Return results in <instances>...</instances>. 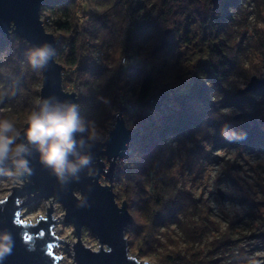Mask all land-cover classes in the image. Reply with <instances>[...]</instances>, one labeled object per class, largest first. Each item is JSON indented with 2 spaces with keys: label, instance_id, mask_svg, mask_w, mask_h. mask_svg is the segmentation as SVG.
<instances>
[{
  "label": "trees",
  "instance_id": "trees-1",
  "mask_svg": "<svg viewBox=\"0 0 264 264\" xmlns=\"http://www.w3.org/2000/svg\"><path fill=\"white\" fill-rule=\"evenodd\" d=\"M202 1L205 9L196 0H46L40 7V15L45 10L54 15L47 31L56 35L54 58L63 67L62 87L66 90L70 84L77 93L76 106L85 124L106 123L112 111L122 106L119 90L128 92L129 100L136 104L134 116L140 120L147 116L143 114L151 107L150 100L169 106L167 115L152 118L145 134L133 141L127 156L126 189L115 195L117 201L127 204L132 220L125 230L127 244L140 257L159 244L155 237L159 228L175 224L190 241L195 231L191 229L199 225L190 227L179 220L188 206L197 211L196 200L177 188L167 172L174 157L167 144L169 136L179 144L202 140L218 148L256 146L264 151L259 103L252 96L237 93L235 78L246 74L238 66L235 49L226 42L230 35L227 22L232 20L228 10H237L238 0H218L215 6L210 0ZM254 1L259 6L263 0ZM81 7L83 15L78 16ZM193 16L202 29L209 22L223 39L219 47L208 48L205 65L193 69L195 84L178 86L185 61L176 58L173 41ZM184 42L188 43L186 37ZM96 50L103 53L100 60ZM186 52L188 60L195 58L196 54ZM30 53L23 39L0 34V92L4 93L0 121L14 124L15 132L9 135L16 136L35 111L40 69L29 63ZM132 55L136 61L125 74L121 58ZM69 69L72 74L65 77ZM175 85L176 89H167ZM263 91L264 86L253 94ZM225 108L242 111L243 123L230 125V117L221 111ZM222 129L238 138L225 139ZM135 212L143 221L134 220ZM229 228L212 239L211 257L197 260L193 254L189 259L173 254L165 256L162 264H218L222 254L230 264H240L243 251ZM258 236L264 239V232Z\"/></svg>",
  "mask_w": 264,
  "mask_h": 264
},
{
  "label": "rangeland",
  "instance_id": "rangeland-1",
  "mask_svg": "<svg viewBox=\"0 0 264 264\" xmlns=\"http://www.w3.org/2000/svg\"><path fill=\"white\" fill-rule=\"evenodd\" d=\"M196 1L199 7L205 9L202 0ZM237 7V10H231L230 7L228 10L232 20L227 22L230 35L226 42L235 49L234 54L238 60V66L243 74H246V76L239 75L235 78L238 90L245 87L251 76L264 78V0L259 6H256L254 0H238ZM80 9L83 15L84 8ZM45 11L49 15L50 12ZM81 12L78 16H81ZM54 36L56 38V35ZM185 37L188 43L184 42ZM222 39L223 35L213 29L209 22L202 29L196 16L183 24L177 38L173 41L177 49L176 58L185 61V71L179 74L181 82L177 84L178 86L195 84L194 78L191 77L193 69L205 65L208 48L210 46L219 47ZM186 50L191 54H196L195 58L188 60L189 55ZM64 74L65 77H70L72 70H66ZM177 85L167 89L172 91L178 87ZM72 89L71 85L67 84V90ZM253 92L243 94L252 96L259 103L261 123L264 128V91L259 95H254ZM116 111L118 110L112 111L111 118L103 125L85 124L88 129L86 133L89 135V132L95 129L99 137L96 141L103 142L109 130L113 128L111 124L114 122ZM221 111L230 117L228 119L230 125L238 126L244 121L242 111L237 108H225ZM127 115L125 110L121 111L123 121ZM140 122L141 120L135 117L132 128L137 127ZM197 143L185 141L179 144L172 136L167 139V144L174 152L172 164L167 172L175 179L177 188L188 192L192 199L196 200L197 211L188 206L179 216V220L190 227L199 224L191 229L195 230L194 238L186 241L188 234L177 225L171 224L158 229L155 237L159 244L154 246L147 256L140 257L128 247L129 255L149 264H162L165 256L173 254L186 259H189L191 254L197 260L209 258L214 250L211 244L212 239L230 227L228 230L231 231L233 237L239 238L238 249L243 251L239 263L264 264V239L258 236L264 232L263 149L256 146L218 148L202 140H198ZM15 147L14 144L13 148ZM101 159L107 168L108 163L105 158ZM128 170L127 157L122 161H115L111 179L114 198L126 189L125 176ZM9 171H15V169ZM9 171L0 172V199L8 195L12 186L21 183L17 176H8ZM99 182L100 184L108 183L102 175L99 177ZM115 201L119 205L123 200L119 202L115 199ZM49 203L52 206V215L57 222L53 226V233L67 243V246L63 242L57 243L52 247V253L59 256L58 264H74L72 244L75 241V234L71 225L64 222L63 209L57 201L39 200L34 204L24 206L20 211L21 219L34 222L39 217H44ZM135 216L134 220L143 221V216L139 213L135 212ZM80 239L84 246L90 249L97 248L96 239L89 234L87 229L82 228ZM225 255L222 254L218 264H230L229 260L223 258ZM212 256L220 257L218 254H212ZM174 264L180 263L175 262Z\"/></svg>",
  "mask_w": 264,
  "mask_h": 264
},
{
  "label": "water",
  "instance_id": "water-1",
  "mask_svg": "<svg viewBox=\"0 0 264 264\" xmlns=\"http://www.w3.org/2000/svg\"><path fill=\"white\" fill-rule=\"evenodd\" d=\"M45 1L0 0V34L4 38L18 36L28 44L31 52L48 45L54 53L56 38L44 29L40 20V7ZM217 2L211 0L213 6ZM62 68L54 55L44 67L39 68L40 86L35 111H39L41 102L45 100L53 108L76 105V93L62 87ZM263 86L264 78L251 76L237 93L253 92ZM123 110V106L118 107L113 128L103 142L90 139L86 132L74 135L77 145L75 155L68 157L69 162L76 163L79 157L88 156L90 163L74 174L66 172L62 179L40 162L36 146L25 138L27 124H23L17 133L15 145L25 147L22 158L28 161L31 175L17 176L21 183L12 186L8 195L0 199V238L8 236L6 243L10 248V252L0 258V264H58L59 256L52 253V247L59 242L65 246L67 243L53 233V226L57 222L50 203L44 217L34 222L21 219V209L39 200L57 201L62 207L63 220L71 225L75 234L72 244L74 264H149L128 253L125 230L132 222L131 216L124 200L119 205L115 201L110 185L115 160L125 155L126 144L130 141V130L121 117ZM102 157L108 163L107 168ZM11 169H14L11 162L0 166V172ZM100 175L107 179V184H100ZM82 228L96 239V249L83 245L80 239Z\"/></svg>",
  "mask_w": 264,
  "mask_h": 264
},
{
  "label": "clouds",
  "instance_id": "clouds-1",
  "mask_svg": "<svg viewBox=\"0 0 264 264\" xmlns=\"http://www.w3.org/2000/svg\"><path fill=\"white\" fill-rule=\"evenodd\" d=\"M54 55L48 45L33 50L29 54V63L33 68H41L47 64L50 57ZM4 96L0 92V99ZM27 130L25 138L28 143L36 146L39 153L40 162L50 168L57 178H63L67 172L74 174L80 167L90 163V157L81 156L76 163H70L68 157L75 155L74 149L77 141L74 135L88 131L85 122L79 115L78 106L68 104L64 106L50 107L48 101H42L39 111H33L27 117ZM14 124L8 120L0 121V166L5 162H11L15 171H9L8 176H20L22 174L31 175V170L27 166L28 161L22 158L26 152L23 145H13L16 141ZM18 135V134H17ZM221 135L225 139H232L235 134H230L226 129L221 130ZM89 138L97 140L99 137L95 129L89 132ZM238 138V137H235ZM82 144L83 141H80ZM0 258L10 252L6 243L8 236L0 238Z\"/></svg>",
  "mask_w": 264,
  "mask_h": 264
},
{
  "label": "built area",
  "instance_id": "built-area-1",
  "mask_svg": "<svg viewBox=\"0 0 264 264\" xmlns=\"http://www.w3.org/2000/svg\"><path fill=\"white\" fill-rule=\"evenodd\" d=\"M75 1H79V0H75ZM77 10H78V13L81 12L80 8H78ZM53 18H54V16H52L51 14H49L47 16L45 15V13L40 15V20H41L42 25L46 31L48 30V29H46V27L48 28L51 25V20ZM95 55H96L97 60H100L103 57V53L99 50H96ZM135 61H136V58L134 55H132L131 57H122L121 58V64L123 65V69L125 70V74L129 73V67L131 65H133L135 63ZM62 75H63V72L61 71V79H62ZM66 91H74V90H67L66 89ZM76 95H77V93H76ZM117 96H118V100L120 101V105H122L124 107V110L128 114L125 117L124 121L126 124L125 125L126 128H128L130 130V134H129L130 141L126 144L125 155L122 158L115 160V161H122L127 157L128 153L130 152L131 145H132L133 141L138 136L145 134L146 129H148L147 125L149 122H151L152 118L163 117V116L167 115L169 112V106L167 104L159 103L158 101L156 102V101L150 100L149 105L151 107H149L147 110H145V112L143 114V115H147V116H144L141 119V122L139 123V125L137 127L132 128V126L134 125V119H135L134 113L136 112V110H135L136 104H134L132 101L129 100V94L125 90H119L117 93ZM117 112L118 111H116V114H117ZM113 123L111 124V128L113 127ZM170 137L171 136H169L168 138H170ZM118 171H116V172H118ZM110 185L112 187L111 182H110Z\"/></svg>",
  "mask_w": 264,
  "mask_h": 264
}]
</instances>
